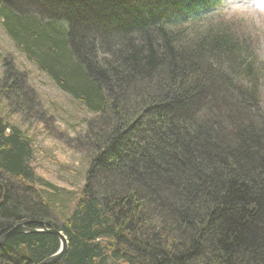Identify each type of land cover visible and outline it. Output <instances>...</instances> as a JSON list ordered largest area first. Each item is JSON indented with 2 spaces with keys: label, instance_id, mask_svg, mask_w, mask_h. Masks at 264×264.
Returning a JSON list of instances; mask_svg holds the SVG:
<instances>
[{
  "label": "trees",
  "instance_id": "16d2710c",
  "mask_svg": "<svg viewBox=\"0 0 264 264\" xmlns=\"http://www.w3.org/2000/svg\"><path fill=\"white\" fill-rule=\"evenodd\" d=\"M213 2L0 0L15 47L100 116L85 183L57 214L68 244L53 264H264V117L247 115L264 78L231 23H201ZM31 158L0 117V238L20 222L55 227L25 186ZM59 245L13 234L0 264H39Z\"/></svg>",
  "mask_w": 264,
  "mask_h": 264
},
{
  "label": "rangeland",
  "instance_id": "374dc122",
  "mask_svg": "<svg viewBox=\"0 0 264 264\" xmlns=\"http://www.w3.org/2000/svg\"><path fill=\"white\" fill-rule=\"evenodd\" d=\"M228 6L234 16L246 17L242 34L250 37V50L257 56L260 70L264 69V0H230ZM238 27L236 24L235 28ZM7 69H11L13 75L5 79ZM260 70L258 73L264 78V70ZM14 76L18 80L13 88L7 89V85L12 86ZM260 82H252L254 87L250 88L259 90L261 101L255 109L244 108L249 119L256 123L264 117V83ZM0 91V117L17 127L30 141L36 187L43 200L52 206L49 219L59 225L57 214L66 216L71 211L85 183L89 161L98 146L95 139L89 137L87 127L100 116L88 112L81 103L63 93L28 61L5 35L1 25Z\"/></svg>",
  "mask_w": 264,
  "mask_h": 264
},
{
  "label": "water",
  "instance_id": "95a60500",
  "mask_svg": "<svg viewBox=\"0 0 264 264\" xmlns=\"http://www.w3.org/2000/svg\"><path fill=\"white\" fill-rule=\"evenodd\" d=\"M30 223H20L17 224L16 226H14L13 228H11V230H9L7 233H5L1 238H0V247L4 244L5 240L7 239V237H9L10 235L13 234H20V233H46V234H53L56 235L60 238V240L62 241V244L59 245V248L57 250L56 253H54L53 255L49 256L48 258H46L45 260H43L42 262H40L39 264H52L54 262H57L59 260H61L66 251H67V245L64 242V237H60L59 234L55 231V229L47 227L45 224L41 223V227L42 229L40 230H33L31 228H28V225Z\"/></svg>",
  "mask_w": 264,
  "mask_h": 264
},
{
  "label": "bare ground",
  "instance_id": "6f19581e",
  "mask_svg": "<svg viewBox=\"0 0 264 264\" xmlns=\"http://www.w3.org/2000/svg\"><path fill=\"white\" fill-rule=\"evenodd\" d=\"M30 165H31V167L33 168V165H32V160H31V163H30ZM33 185H34V188L32 187V184H28V183H25V186L27 187V186H29L31 189H33V191H34V195H35V197L34 196H32V198H33V200H39L40 198L41 199H43L42 197H41V195H40V192H39V189L36 187V178H35V182L33 183ZM35 189V190H34ZM45 211L46 212H50L51 211V209H52V206L50 205V204H47V205H45ZM21 223V222H20ZM20 223H17V224H20ZM26 223V222H25ZM54 223V222H53ZM17 224H14V225H12L11 226V228H13L14 226H16ZM46 226L47 225H49L50 226V228H53V229H55V231L59 234V236L60 237H64V242L66 243V245L68 244V242H67V239H66V237L63 235V233L61 232V231H59L58 229H57V224L56 223H54V225H55V227L52 225V224H45ZM49 226H47V227H49ZM11 228L10 229H8L5 233H7L9 230H11ZM29 228V227H28ZM32 229V228H31ZM33 230H40V229H38V228H33ZM4 233V234H5ZM43 233V232H42ZM3 234V235H4ZM46 234V233H45ZM50 235H52V236H54L57 240H58V243L59 244H62V241L60 240V238L58 237V236H56V235H53V234H50ZM8 238V237H7ZM55 263V262H54ZM53 264V263H52Z\"/></svg>",
  "mask_w": 264,
  "mask_h": 264
}]
</instances>
